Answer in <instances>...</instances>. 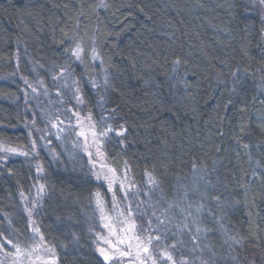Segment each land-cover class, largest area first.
Segmentation results:
<instances>
[{
    "label": "trees",
    "instance_id": "1",
    "mask_svg": "<svg viewBox=\"0 0 264 264\" xmlns=\"http://www.w3.org/2000/svg\"><path fill=\"white\" fill-rule=\"evenodd\" d=\"M263 25L252 0H0V142L31 147L30 105L37 102H27L23 79L40 81L48 92L66 70L78 78L84 110L112 129L109 163L126 166L138 187L149 189V179L159 184L157 200L144 198L151 205L139 219L147 235L167 244L176 239L169 229L178 232L189 221L176 213L171 222L164 212L196 185L207 190L203 198L193 193L195 205H205L199 226L211 229L198 242L215 253L202 249L190 259L264 264ZM75 43L84 49L81 63ZM93 50L104 78L93 69ZM55 151L40 145L33 159L10 155L0 162V233L27 231L21 199L34 191V220L58 264H104L90 245L93 198L102 185L77 158ZM196 226L181 231L180 242L192 245Z\"/></svg>",
    "mask_w": 264,
    "mask_h": 264
},
{
    "label": "rangeland",
    "instance_id": "2",
    "mask_svg": "<svg viewBox=\"0 0 264 264\" xmlns=\"http://www.w3.org/2000/svg\"><path fill=\"white\" fill-rule=\"evenodd\" d=\"M99 2L103 3L104 0H99ZM252 2L256 6L260 16L262 17V21L264 22V4H261L260 0H252ZM261 41L264 44V25L262 28ZM77 44L82 47L80 43H75L72 46V54ZM83 51L79 58L73 55L75 60L79 63L82 62ZM92 62L95 73L104 78L103 69L100 61L97 59L96 53L92 56ZM71 77V74H68L66 70H60L54 78L52 89H50L48 92L44 84H40V81L35 83L32 80L23 79L25 84L22 88L31 94L27 97V102H29V99H31L33 96L37 102L36 107H34V105H30L33 108L31 111L30 124L33 133L31 147L24 150L19 147L6 145L0 142V162L10 155L33 159L35 158L38 148L41 145L47 146L55 156H57L55 150L61 149V151L63 150L67 152L70 157L77 158L78 161L85 165V168H88L92 178L97 183L102 185V190L96 191L93 198V207L96 216L94 219L93 228L91 230L92 237L90 245L104 264H141V261H143L144 264H153V260H155L156 264H171V261H167L164 257L163 254L165 252L170 253L177 261V264H180V261L185 260L188 262V264H201V260H207L205 258L206 256L203 257L204 259H201L200 257L198 258L201 260H194L193 258L190 259V256L192 253L193 255L197 253L202 255V249L214 256L215 248L212 244H208L206 249L202 248L200 245L201 243L198 241V243H192V245H189L188 243L184 244L179 240V237H181V234L179 235L181 230L176 232L170 226L171 228L169 229V232L172 236L174 235L176 239H174L170 244H167L164 241V238H160L158 241L153 239L151 245L149 246L151 258H149V254L140 252V258L136 259V241L133 240V247L131 249L130 256L120 257L111 261H104L99 249H105L110 255L114 253L115 250L112 249L109 244H106L105 240H110L112 243H117L116 237L111 234L113 231L116 232V235L124 238L123 228L127 227V225H122L121 221L128 218L133 213H135V232L140 236L141 241L146 243L145 237L147 236V230H145V232L143 230L144 228L141 229L139 219L143 207H147V205L151 202L145 201L144 198L146 196L149 198L151 194V203H154V200H157L153 196L154 194L156 195V190L150 179L147 184L149 185V189H143L135 185L126 166L118 167L117 165L109 163L105 154V140L109 134V131L106 135H100L101 132L106 131V128L102 129L99 127L91 118V115L86 110H84L80 86L78 85V78L74 77L73 79ZM89 78L92 80L94 79L95 82L98 79V76L97 79L96 76L91 75ZM49 93H51V95H49ZM93 131L97 133L95 143L92 136ZM81 132H83L85 135H81ZM85 137H87V139H85ZM98 150L102 155H98ZM23 153H27V155H24ZM89 153H91V155H89ZM101 165L104 167L102 168ZM109 169L115 170V180L112 183L111 188H109L108 181L103 179L104 175L112 176V173L109 172ZM97 174L101 175L100 180L96 179ZM36 184L40 185L39 177ZM37 185L34 186L35 191L41 189V187L39 188ZM125 191L128 193L127 196L124 194ZM33 193L34 191L32 192L31 196H25L21 199L23 205L22 209L27 219V231H22L21 233L18 232L15 235H13V232L10 230L8 234L3 232L2 237H0V241H2L3 237H7L9 240H12L13 243L18 244L25 252L31 251V249L37 245H39V247L36 251L32 252L30 256H16L14 255L15 249L12 247V245L5 242L4 250L0 251V262H3V264H47V262L53 258L55 259V264H58V257L54 248L44 239V237L42 242L39 239V236L42 235V233L34 220L36 195ZM97 193H99V199L103 204L102 209L97 206ZM193 195L195 194L191 193L189 196V201L194 205L195 209L196 202L192 199ZM170 203H174L179 206L169 209L168 205ZM129 206L131 211H129ZM139 207L142 208L140 209ZM184 207H186V203L180 198L179 200H170V202L167 204V209L164 212L165 217H167L169 221L175 222L176 213H181L180 208ZM29 209L32 210L31 216L28 214ZM161 211H163V209ZM121 213H123V216H121ZM131 222L132 221L129 220V223ZM184 223H181V225L183 226ZM188 223L193 225L190 222ZM105 224H108L109 227H105ZM34 228L39 229V233H34L32 231ZM185 232L187 233V231ZM210 235L211 234H209V236ZM155 236L156 235L152 234L153 238ZM173 244L178 249L180 247V250L184 251V255L176 254V248L171 247ZM118 246L121 248V250H127L124 245ZM221 252H226V250L223 249ZM6 253H12L13 255H7ZM212 255L210 259L212 258ZM222 255L226 256V254Z\"/></svg>",
    "mask_w": 264,
    "mask_h": 264
},
{
    "label": "snow or ice",
    "instance_id": "3",
    "mask_svg": "<svg viewBox=\"0 0 264 264\" xmlns=\"http://www.w3.org/2000/svg\"><path fill=\"white\" fill-rule=\"evenodd\" d=\"M260 3L264 4V0H260ZM82 51H83L82 47L79 44H77L75 49L73 50V55H75L77 58H79L81 53H82ZM93 52L95 54V50H93ZM244 55H247V53L245 52ZM174 63L178 65L180 63V60L177 59V60L174 61ZM237 72H239V69L237 70ZM247 74H248L247 70L245 69L243 75H247ZM233 77H234V79H237V80L239 79V76L237 75V73H233ZM231 90L233 92L236 91L235 85L232 86ZM108 131H112V129L110 127L106 126V131L105 132H101L100 135L101 136L106 135ZM124 131H126V130L122 129L120 132L117 133V135L123 136L124 135ZM81 135H85V134L83 132H81ZM92 136L94 138V143H95L96 142L97 133L95 131H93L92 132ZM85 139H87V137H85ZM245 147H247V145H245ZM5 151H8V150H5ZM23 154L27 155V153H23ZM89 155H91V153H89ZM98 155H102V154L99 153V150H98ZM101 167L103 168L104 166L101 165ZM193 167L195 168V165ZM109 172L112 173V176L104 175L103 179L108 181L109 188H111V185H112V183L115 180V170L114 169H109ZM149 175L151 176V174H149ZM96 179L100 180L101 179V175L97 174L96 175ZM199 179L200 180H204V177L200 176ZM151 182L155 186L159 187V184H158V182L155 179H152ZM205 183L206 184H210L211 182L210 181H205ZM41 190H43V186H41ZM192 192L198 194L201 198H203V197H205L207 195V190H205V192H200L196 185H193ZM124 194H125V196H127L128 195L127 191H125ZM96 195H97V206L102 209L103 208V204H102V201L99 199V193H97ZM21 196H23V193H21ZM180 199L186 203V207L180 208V212L182 214H185V220L189 221L191 224H196L197 225L195 227V229H194V234H192L190 236V239L193 242V244H196L197 241L199 240V238L202 235H207V233L209 231H211V229H209V228H204V227H200L199 226V219H200L199 218V213L205 207V205L203 203L196 204L195 205V213L196 214L194 215L193 211H192V209L194 208V205L189 201V192H188V190L183 191V194L180 196ZM213 199L217 203L220 202V197L219 196H215V197H213ZM178 206L179 205H177V204L170 203L168 205V208L172 209V208H175V207H178ZM129 211H131L130 206H129ZM28 214H29V216H31V214H32V210L31 209L28 210ZM153 215H155V213H153ZM210 215H211V213H210ZM121 216H123V213H121ZM134 216H135V213H133L131 216H129L128 218H126V219L121 221L122 225H125V224L127 225V227L123 228L124 238H121V236L116 235V232L113 231L111 234L116 237L117 243H112V241H110V240H105V243L109 244L111 246V248L114 249L115 251H114L113 254L110 255L109 252L106 251L105 249H102V248L99 249L100 254L103 256L104 261H111L113 259H118L120 257L130 256L131 255V249L133 247V244H132L133 240L136 241V245H135L136 253H137L136 254V259L140 258V252L149 254V258H151L149 246L151 245L153 239L158 241L160 239V236H155L153 238L151 235H147L145 237L146 243L142 242L140 236L135 232L136 225H135V221H134ZM212 219L215 220V216L214 215H212ZM129 220H131L132 222L129 223ZM157 220H158V222L160 224L164 223V221L159 220V217H157ZM105 227H109V225L105 224ZM178 227H180V226H178ZM32 231L34 233H39V229H36V228H34ZM181 231H187L189 233H192L193 229L189 227V223H184L183 226H182ZM0 237H2V233H0ZM39 239L42 242L43 241V236L40 235ZM229 239H231L234 244L240 245L242 243L243 237H238V236L232 235V236H229ZM5 242L7 244H11L12 245V247L15 249L14 255H16V256H22V255L30 256L31 253L36 251L37 248L39 247V245H37L36 247H33L31 249V251L25 252L24 250H22L20 248V246L18 244L13 243V241L9 240L7 237H3L2 241H0V251L4 250ZM118 245H124L127 250H121V248ZM171 247L175 248V245L173 244ZM49 251H51V250H49ZM6 254L7 255H13L12 253H6ZM163 255H164V257L166 258L167 261H171V264H177V261L173 258V256L170 253L165 252ZM233 259H236V258L233 257ZM0 264H3V262H0ZM47 264H55V259L54 258L50 259L47 262ZM141 264H144V262L141 261ZM153 264H156L155 260H153ZM180 264H188V262L186 260L185 261H180ZM201 264H208V261L207 260H201Z\"/></svg>",
    "mask_w": 264,
    "mask_h": 264
}]
</instances>
